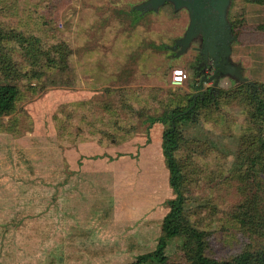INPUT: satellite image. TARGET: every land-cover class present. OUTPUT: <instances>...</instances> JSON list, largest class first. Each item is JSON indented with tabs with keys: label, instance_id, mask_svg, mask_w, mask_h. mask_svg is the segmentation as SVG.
Here are the masks:
<instances>
[{
	"label": "rangeland",
	"instance_id": "374dc122",
	"mask_svg": "<svg viewBox=\"0 0 264 264\" xmlns=\"http://www.w3.org/2000/svg\"><path fill=\"white\" fill-rule=\"evenodd\" d=\"M54 1L0 0V42L21 79L15 113L0 118L14 127L0 133V264H129L155 250L175 198L162 150L167 125L148 119L189 107L213 84L195 90L205 75L192 49L199 38L185 54L172 50L188 26L185 10L165 4L142 23L120 15L110 31L94 24L116 47L97 40L101 49H90L84 26L72 32ZM226 19L227 63L247 83L220 78L195 121L179 127L175 153L184 218L218 261L264 250V6L230 0ZM90 50L127 61L85 63ZM177 68L188 76L180 87L170 84ZM183 245L181 236L168 242V264H189Z\"/></svg>",
	"mask_w": 264,
	"mask_h": 264
},
{
	"label": "trees",
	"instance_id": "16d2710c",
	"mask_svg": "<svg viewBox=\"0 0 264 264\" xmlns=\"http://www.w3.org/2000/svg\"><path fill=\"white\" fill-rule=\"evenodd\" d=\"M249 3L257 6H264V0H246ZM134 12V11H133ZM137 13V12H134ZM232 35L233 27L228 22ZM264 26V25H262ZM264 29V28H261ZM25 40V39H24ZM26 41V40H25ZM19 48H26L28 45L22 44L21 41L16 43ZM64 44H59L55 49L64 50ZM5 49V50H4ZM13 50V49H12ZM53 54V53H52ZM58 54H53L52 57ZM65 55V57H64ZM63 62L68 55L63 53L58 55ZM48 62V61H47ZM50 62H54L51 60ZM48 64H43L44 69H47ZM0 118L11 116L15 113L18 99L20 96L17 82L21 79H16L19 76V71L16 67L14 59H12L6 51L5 44L0 42ZM195 77L198 73L193 72ZM199 77V80H201ZM213 98V94L207 92L197 98L193 97L189 101V107L185 109L174 108L166 112L160 118H149L148 123H160L167 125V129L162 136V150L165 158L166 168L169 171V186L175 195V198L168 202L169 211L161 221V236L157 242L153 252L138 256L135 261L129 264H168L166 248L168 242L176 237L184 238L183 252L184 258L189 264H264V250L256 253L243 252L230 260L218 261L206 256V239L204 233L193 228L184 218L185 199L181 192L182 175L180 168L175 159V153L179 148L182 140V135L179 127L183 124L193 123L195 121V113L200 106H204ZM263 107V106H262ZM264 114V113H263ZM14 133V127H1L0 133ZM243 212L238 209V216ZM185 219V220H184ZM238 219V217H237ZM184 221V223H183ZM240 225H247L243 220H239Z\"/></svg>",
	"mask_w": 264,
	"mask_h": 264
},
{
	"label": "water",
	"instance_id": "95a60500",
	"mask_svg": "<svg viewBox=\"0 0 264 264\" xmlns=\"http://www.w3.org/2000/svg\"><path fill=\"white\" fill-rule=\"evenodd\" d=\"M229 3L230 0H145L134 6L133 10L142 15L158 13L165 4L172 5L175 12L185 10L189 20L188 26L172 50L179 48L177 56L185 54L192 43L200 38L202 44L195 51L204 60L209 57L215 59L217 64L221 58L225 62L219 65V74H215L206 81L214 80L213 88H216L220 78L227 76L239 83H247L241 75V68L227 63L231 55L230 45L234 40L226 19ZM203 81L202 78L195 90L202 88Z\"/></svg>",
	"mask_w": 264,
	"mask_h": 264
},
{
	"label": "crops",
	"instance_id": "0c3cea01",
	"mask_svg": "<svg viewBox=\"0 0 264 264\" xmlns=\"http://www.w3.org/2000/svg\"><path fill=\"white\" fill-rule=\"evenodd\" d=\"M59 1V0H55L54 2ZM144 0H61V2H63V5H59L60 6V12L59 15L60 16H64L65 13H69V16L71 18V25H72V29L71 31L73 32L74 26L79 25L80 27L78 28V32L82 31L81 26H84V30L86 31L87 40H91V41H95L94 44H92L89 48L93 49V48H98L101 49V46L97 44L98 41H101L102 44H104V48H106V46H110V47H116L112 42V40H107L110 39L109 36L104 35V34H99V36L95 35V32L97 31V27L94 24H99L100 27V31H110L111 28H113L115 25L118 24V17L121 15V17H128L131 16V23L134 21H139V23H142V17L144 15L137 13H134L136 11L133 12L132 9V5L133 7L141 2H143ZM132 9V14L130 13V10ZM112 13H116V16H113L112 18H106L109 15H112ZM132 16H133V20H132ZM114 18V19H113ZM262 25V24H261ZM91 33L92 35L89 36L88 34ZM100 37V39H98ZM79 40L82 39V37L78 38ZM98 40V41H97ZM85 41V40H84ZM85 43L80 45L81 47H85ZM159 49H161V47H158ZM91 54L89 56H85L83 61L85 63H102V64H106L107 59H100L97 60L99 57L97 56H101V58L104 57H113L116 55V58H114L115 60H113L112 62H119V63H126L127 59L124 60H118L119 56L117 54V52H105V51H101L100 55L95 54V52H93V50ZM186 83V82H185ZM184 83V84H185ZM183 84V85H184ZM4 207L0 205V208Z\"/></svg>",
	"mask_w": 264,
	"mask_h": 264
},
{
	"label": "flooded vegetation",
	"instance_id": "af4514ba",
	"mask_svg": "<svg viewBox=\"0 0 264 264\" xmlns=\"http://www.w3.org/2000/svg\"><path fill=\"white\" fill-rule=\"evenodd\" d=\"M202 44V40L199 38L196 42H195V47H193V51L198 55V58H199V63L197 65V70L199 72H202L204 73L205 75H202L201 77V80L202 78L204 79V81L202 82L203 85L204 84H213L214 83V80L213 81H210V82H206L209 80V78H211L212 76H214L215 74H219V65L223 64V60L220 58L219 61L217 62V64L215 63V59H212V58H209L207 60H204L203 57H200L199 56V53L197 51H195V49H197L200 45ZM201 80H199V84L200 85V82ZM197 85V86H198ZM203 85H202V88H199L198 90H203ZM213 88V87H212ZM210 89L213 91V89ZM209 89H206L205 91H201L202 94H206L207 92L210 91ZM200 94V95H202ZM195 98V97H194Z\"/></svg>",
	"mask_w": 264,
	"mask_h": 264
},
{
	"label": "built area",
	"instance_id": "2783aa9c",
	"mask_svg": "<svg viewBox=\"0 0 264 264\" xmlns=\"http://www.w3.org/2000/svg\"><path fill=\"white\" fill-rule=\"evenodd\" d=\"M188 80V76L182 69H174L171 72L170 84L174 87L182 86Z\"/></svg>",
	"mask_w": 264,
	"mask_h": 264
}]
</instances>
